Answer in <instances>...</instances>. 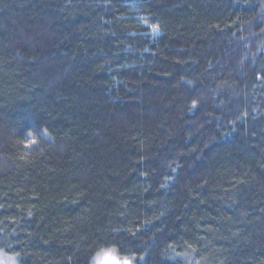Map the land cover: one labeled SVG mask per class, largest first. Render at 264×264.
Wrapping results in <instances>:
<instances>
[{
  "label": "trees",
  "instance_id": "16d2710c",
  "mask_svg": "<svg viewBox=\"0 0 264 264\" xmlns=\"http://www.w3.org/2000/svg\"><path fill=\"white\" fill-rule=\"evenodd\" d=\"M113 249L264 264V0H0V254Z\"/></svg>",
  "mask_w": 264,
  "mask_h": 264
},
{
  "label": "clouds",
  "instance_id": "9594fccd",
  "mask_svg": "<svg viewBox=\"0 0 264 264\" xmlns=\"http://www.w3.org/2000/svg\"><path fill=\"white\" fill-rule=\"evenodd\" d=\"M131 258H125L121 262L116 258L115 249L107 252H98L93 257V264H130Z\"/></svg>",
  "mask_w": 264,
  "mask_h": 264
},
{
  "label": "rangeland",
  "instance_id": "374dc122",
  "mask_svg": "<svg viewBox=\"0 0 264 264\" xmlns=\"http://www.w3.org/2000/svg\"><path fill=\"white\" fill-rule=\"evenodd\" d=\"M104 252H107V251H104ZM116 258L120 260L121 262L123 261V259H125V258L121 259L117 255H116ZM0 264H15V259H12L11 257H7V256L0 254ZM91 264H93V261ZM130 264H133V262H130Z\"/></svg>",
  "mask_w": 264,
  "mask_h": 264
},
{
  "label": "snow or ice",
  "instance_id": "6c2138e0",
  "mask_svg": "<svg viewBox=\"0 0 264 264\" xmlns=\"http://www.w3.org/2000/svg\"><path fill=\"white\" fill-rule=\"evenodd\" d=\"M195 103V102H194Z\"/></svg>",
  "mask_w": 264,
  "mask_h": 264
}]
</instances>
